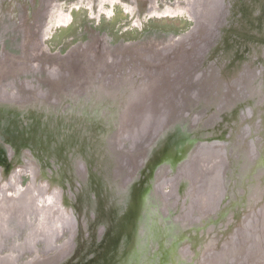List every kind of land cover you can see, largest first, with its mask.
<instances>
[{"label": "rangeland", "instance_id": "374dc122", "mask_svg": "<svg viewBox=\"0 0 264 264\" xmlns=\"http://www.w3.org/2000/svg\"><path fill=\"white\" fill-rule=\"evenodd\" d=\"M197 3L198 0H0V66L5 70L0 75V102L17 106V108L20 107L18 109L23 107V109L29 110L33 108L32 101L37 102L39 99L44 103L43 107L46 108V102L42 99L51 100V103L54 104L59 98V90L60 92H63L64 89L79 90L78 87L80 88V86H75L78 81L82 80L80 82L82 83L95 78L93 84L100 80L98 77L93 76L95 63L91 64L90 60L92 61V59H89L90 63H87L88 57L97 59V62L102 60L105 63H113L118 62L124 56L128 60L133 59L131 54L128 55L129 52L126 54L117 52L115 47L118 45L129 46L130 44H136L139 40H144V43L152 42L150 46L166 43L168 47L175 44V41L179 42L182 35L189 31L193 24L195 26L197 23L196 20L199 18L197 8L200 11V6ZM228 6L230 18L227 23L235 16L236 20L233 22V26L237 25L239 27L238 23L244 22V24L254 26L253 31H250L251 33L264 35V12H262L264 0H229ZM233 8L237 10L235 14ZM230 34L226 39L228 44L240 42L236 37V33ZM27 39H29V42H24ZM172 39L176 40L173 41ZM230 39H234V41ZM139 45L142 46L140 49L133 47V50L137 49V54L144 53L141 52L144 44ZM71 49L73 50L70 52V60L68 59L70 61L69 65L72 64L77 67L76 69L82 70L81 75L83 73L90 74L91 78L90 76H79L78 78L75 74H70L71 71L58 70L57 67L63 68V65H57L55 60L62 59ZM175 49L170 51L165 60L176 62V60H173V52L176 53ZM41 52L42 55H40ZM137 54L136 56H138ZM145 56L141 57L139 55L137 57L141 60L139 62L141 66L148 59V55L145 54ZM143 59L146 60L143 62ZM98 66L102 67L103 65L98 64ZM176 66L178 69V65ZM82 67H86L88 70L82 69ZM127 70L129 76L136 74L130 69V66ZM172 70L170 75L173 76L175 71ZM208 72L210 73L209 78H211L212 69H209ZM68 74H70L71 79H74V82L64 80ZM203 76L208 77L206 74L201 77ZM57 78L63 80L60 85L54 83ZM133 81L134 83L125 80L120 82V89L132 87V91L123 93V101H129L132 95L138 92L135 84H141L140 87L146 84L140 79ZM97 85L100 87H98L97 92H102L99 90L103 89L101 83L97 82L91 88ZM217 87L219 86H214V88ZM142 88L139 89V92ZM70 91L72 92V90ZM212 95L213 99L208 100L207 103L209 106L213 104V107H216L214 103L219 100L220 96L217 93L214 97L211 91V97ZM187 96L190 100H197L195 94L191 92H188ZM187 98L185 102H188ZM236 98L235 92L231 91L229 100L236 104ZM16 100L21 101L16 103ZM39 100L37 103L40 102ZM222 100L225 99L222 97ZM58 103V107L63 108L64 105ZM187 111H183V115L178 113L179 115L175 118L186 116ZM32 116L30 119H32ZM221 119L219 117L218 120L214 118L208 128L213 133L215 131L219 132L218 135L226 139L229 137H225L221 131L222 129L218 128L223 127L226 123L224 120V124H220ZM86 125H89V123L87 122ZM182 138L187 137L185 135ZM157 154H161L160 149H158ZM154 156L157 155L154 154ZM154 156L151 157L154 158ZM193 162L191 167L187 169V176L181 178L180 187H185L184 189L181 190L177 186L178 180L176 179L177 183L172 182V186L169 183L162 185L163 193L171 198L163 199L164 203H168L174 198L171 204L174 205L175 211L172 214L177 217V220H180L181 217L177 213L179 211L182 215L194 214L193 216H185L189 217V219H185V221L189 220V224H182L181 227L176 225L179 230L178 234L186 238L182 242L184 244L177 256L184 261L183 264H221L224 256L229 253L227 250L231 246L234 248L241 246L246 252L243 263L264 264V209L258 213L256 212V214L243 215L238 219L217 220L219 222L213 229L208 224L206 229L202 230L201 224L206 220L205 217L209 216L210 221H212L209 213L212 214V212L217 211L214 214L217 213L218 215L221 205L226 204L228 206L232 201L235 202L236 195L243 193L240 188L236 191V187L240 186L237 183L239 182L237 177L234 176L235 183L233 187L230 186L229 188L230 194L224 193V189L223 197L217 203L221 191L215 188L208 190L209 188L206 187V185L217 187L218 181L213 180L210 170L208 171L207 161L195 159ZM0 168V240H2V252H7L11 248L16 250V246L14 248L13 245H29L31 247H22L17 250L18 260L17 258L16 260L19 262H17L18 264H23L24 260L31 259L35 255L41 258L37 263L50 264L46 262H51L52 257L57 259V248L72 237L71 233L75 232L73 233L75 242L80 237L79 231L81 233L82 227H84L82 219H79V217L78 220L75 219L72 212L69 214L70 209H68L69 211L61 210L63 206L59 202L57 192H53L55 190L51 189V191L46 187H40V182L36 181H33L34 185H31L35 173L29 167L27 169L22 163L16 162L15 164L11 163L9 169L2 170L5 168L4 166ZM201 175L205 178L204 183L199 182L202 180ZM233 180L230 182L229 179L231 185ZM52 186H57V184L54 183ZM58 187L60 188L59 185ZM28 188L30 190H27ZM174 188H176V191H173ZM227 189L228 186L226 191ZM24 192L27 194L26 198H28V195L30 196L27 200L24 199V196L22 197ZM227 194L230 195V198ZM164 198L166 199V195ZM195 206L197 209H193ZM204 214L207 216H203ZM44 219L47 221L46 227L51 228L48 234L51 235L47 240L48 242H45L47 238L44 240L40 235H34L32 239H28L31 229L39 227ZM225 222L226 224H224ZM74 224L75 228L73 230ZM77 225L82 227L79 228ZM229 225H233V227L228 228L225 232L224 228ZM84 240L81 238L80 243L87 242ZM147 243L144 256H132L127 264H141L142 258H147L151 262L153 260L150 257H158L157 253L162 251L161 248L164 250L170 248V243H166L165 240L161 242V239H147ZM77 245L78 243L62 259L70 256ZM232 256L231 253L226 260L232 259ZM240 259L237 261H240ZM159 263L161 261L156 260L151 264ZM6 264L14 263L6 262Z\"/></svg>", "mask_w": 264, "mask_h": 264}, {"label": "bare ground", "instance_id": "6f19581e", "mask_svg": "<svg viewBox=\"0 0 264 264\" xmlns=\"http://www.w3.org/2000/svg\"><path fill=\"white\" fill-rule=\"evenodd\" d=\"M198 4L200 6V11H198L197 8L199 18L196 20L197 23L191 29L188 36L180 39L179 42L175 41L176 39H172L175 41V44L168 47L166 43L157 45L153 44V54H151L152 52L150 51H145L144 53L139 54L141 57L145 56V54L148 55L145 66H147V69L150 68V72H136V74H132V76H129V74L126 75V78L124 79L126 82L134 83L133 80L140 79L143 80L144 83L146 82V84L141 86L143 88L140 92L139 89L141 88V84H135V86L138 87V92L132 95V98L129 101H122L123 104H120L121 108H119V114L121 111H127L126 113L123 112L122 116L105 112V117L99 115L98 120H94L90 119L88 115H85V119L89 118L87 121L88 123L90 122L89 125L85 126L84 123H81L68 125L66 127L64 126L65 128L59 129L58 126H60L61 121H63L61 119L62 117H60L62 115L60 109L57 110L59 115L58 119L54 114L49 116L51 119L56 118L57 121L45 120V122H42L41 115H47L46 113L42 114L43 111L41 110L43 108L41 107V104L32 105L33 108L25 110L23 107L18 109L20 107L17 108V106L0 102V152H5L3 157L0 154V167H6L11 163L15 164L16 162L24 164L26 161V164H29L32 167L31 171H34L35 173L32 181L40 182L39 184L42 185H52L55 183L57 186H60V188H57V186H51L49 190L52 189L55 190L53 192H57L59 202L63 206L61 210L65 211L66 204L69 208V202L64 194H66L67 197L69 196V187H65L66 180L63 175L65 174L64 166L68 169V163L73 162V164L75 163L77 166L78 173L81 174L84 172L85 158L90 162V159L97 157V155H107L109 169L111 171L113 168L115 174L123 172V167L125 165L129 166L132 161H135L138 168L141 163V156L139 155L144 157L149 150L148 146L152 142L150 136L153 134L154 128L156 126L159 127L162 121L167 118V113L164 112L165 105H163L164 107L159 106V100L168 102L169 99H171V96H173V92H176V94H180V96L178 95L180 99L178 98L175 112L170 113L172 114L170 121L173 120V123L177 121L178 125L169 138L177 139V151L173 152V149H171V152L166 156V162L168 163L169 168L173 171L179 169L178 167L182 160L176 164H173V160L178 154L182 153L183 155L191 154L197 160L203 159L207 161L209 167L208 171L210 170L209 172L211 173L213 180L218 181L217 187L205 185L209 188H207L208 190L215 188L216 190L221 191L217 203H219L220 198L223 197L224 189V193H229L230 186L233 187V185L228 184V176L232 173L239 181L237 183L240 187H236V191L240 188L243 195H237L238 197H236L232 207L229 206V208H231L229 211L234 212L239 208L240 211L242 209H251L253 205V199H251L253 191L250 185L253 183L254 187H257L258 190L264 192V120L261 118L260 121L259 115H256L252 121L253 123L251 121L248 123L247 120V125H244V119H242L240 115V127L236 130L238 120L233 114H229L224 117L226 123L221 130L226 134L230 133L231 129H233V136L228 139V145L227 143L224 145L222 143L220 144V142H206L205 140L208 139L204 137L208 138V136L217 135L208 128L211 121L214 120L211 112H217L216 107L219 108L221 106L220 103L217 104L218 101H224L222 100V97L225 100L229 99L231 91L235 92L237 103L233 108H229V110L231 109L230 111L238 110V108H240L242 112H245V106H251L255 101H259L262 95L264 104V81L262 82L261 87H256L257 78L260 74L264 80V35L255 34V32L251 33L250 31H253L252 29L254 26L244 24V22L238 23L236 21L240 26H233V22L236 20L235 16L231 19L233 21L230 20L227 23V20L230 18V12H228L229 0H198L197 5ZM232 10L234 14L237 11L234 8ZM262 12H264V8H262ZM240 32H242L241 35L239 34ZM230 33H236V37L240 42L228 44L226 39L231 35ZM230 40L234 41V39ZM140 47L142 46L138 45L134 48L140 49ZM137 49H135V51ZM172 49L176 50V53L173 52V56L175 57H173V60H176V62L165 60V57L170 54ZM126 50L130 52L131 48H125L124 51ZM176 65H178V69ZM169 68L171 69L169 70ZM172 69L175 71V75L173 76L170 75ZM209 69H212L213 72H211V78H209ZM203 74L208 75V77H201ZM147 75L151 76L146 78L145 76ZM244 79L247 82H244ZM148 83L149 85H147ZM217 84H220L217 88H222L221 93L218 94V96H220L219 100L214 103L216 107H213V104L209 106L207 101L213 99V95L211 97V91ZM240 85L244 88L241 89ZM98 87V85L93 87L94 91H97ZM129 88L130 89L127 91H132V87L129 86ZM251 88H255L254 96V91L252 92ZM107 89L105 92H108ZM188 92L195 94L197 100H190L187 96ZM102 95L103 92H97L94 97H96L97 100ZM182 96L183 99L181 101ZM244 97H246V100L238 103L239 99ZM186 98L188 102H185ZM181 106L183 110L180 108ZM260 107L264 110L263 105ZM37 109L40 110L38 111ZM180 110H182V112L188 110V114L184 117L181 116L175 118L179 115L178 113L183 115ZM229 110H227V112ZM137 113L143 115V123L139 118H132V114L137 116ZM108 114L110 116L106 117ZM170 114L168 116H170ZM31 116L32 119H30ZM80 117L83 116L80 115ZM50 121L55 123L57 128L48 125ZM121 121L124 125L131 124L135 125L136 128L135 131H132L133 142H131L130 151L124 146L120 148L116 145L117 130ZM145 121L146 124H144ZM141 123L142 126H144L145 131L147 127H150V130L143 133V130H140L142 127L140 125ZM252 125L253 127L251 128ZM137 126L140 127L137 128ZM246 127L248 130L246 132L247 134L244 132ZM185 135L187 138H182ZM249 144L251 145V148H249ZM15 145L16 148H14ZM133 145H136L137 147L139 146V149H135L137 147ZM22 159L25 161H22ZM184 159H186V157ZM193 160L187 166V169L194 163ZM132 171L133 170H129L130 173H132ZM200 178H202V180L199 182L204 183L205 178L202 175ZM224 179H227L226 183ZM181 181V178L178 179V183L176 182L177 186L180 187ZM67 185H69L68 182ZM227 186L228 189L226 191ZM180 189L182 190L183 188L180 187ZM229 194L227 195L230 196ZM165 195L166 199L164 200H167L168 195L166 193ZM255 196L256 198H259L258 195ZM262 196L263 195H261V197ZM173 200L164 203L162 195H160L158 190L153 191L149 195L151 205L157 203V207L154 208L155 212L158 213L156 217L162 216V218H165L163 221H166V223L169 224V227H166L165 229V233L167 235V240L170 241L169 246L171 247V250L175 246L178 248L179 242L186 239L183 235L178 234L179 231L176 227V222H178V220L173 222L175 219L172 214V212L175 211L174 205L172 206L171 204ZM188 207L190 206L188 205ZM193 209H197V207L195 206ZM219 211L218 215L217 213L214 214L217 211L212 212V214L209 213L214 219V221H208L209 223H217L224 217V215L231 213H226V206L219 209ZM70 213L71 211L69 214ZM193 215L194 214L189 215L188 213L186 215L183 214L180 217L179 222L189 224V220L185 221V219H189V217L185 216ZM234 215L237 218H240L241 216L240 214ZM203 216L207 215L204 214ZM156 219L158 220V218ZM158 222H161V220ZM208 222L205 220L203 223L204 225L201 226L204 227L208 225ZM224 224H226V222ZM195 226L197 225L195 224ZM213 227H215V224L211 225L212 229ZM229 227L224 228V231L227 232ZM74 228L75 224L73 230ZM158 229L159 228L156 226L154 227V225L149 226L146 229L147 238L144 244L141 242L142 240L139 242L137 251L140 250L141 253L144 252L146 249L145 246L148 244L147 239H156L155 236L160 230ZM205 229L206 228H202L203 231ZM73 233H71L72 237L68 241L73 238ZM57 249L56 255L61 257L68 251L69 246L60 244ZM171 250L167 251L165 249L164 251H159L157 253L158 257L153 256L150 258L154 262L160 260L161 263L159 264H170L165 259L168 257L167 254L170 253ZM227 251H229V253L224 256L221 264H246L243 263L246 255L243 247L239 246L234 248L231 246ZM231 253L233 254L232 259L226 260ZM142 256H144V253ZM173 256L177 255L174 254ZM53 258L54 257L51 259L53 260ZM238 259H240V261H237ZM148 263H150L149 259L142 258L141 264ZM172 264H183V261H181V258L179 257V260L174 259Z\"/></svg>", "mask_w": 264, "mask_h": 264}, {"label": "water", "instance_id": "95a60500", "mask_svg": "<svg viewBox=\"0 0 264 264\" xmlns=\"http://www.w3.org/2000/svg\"><path fill=\"white\" fill-rule=\"evenodd\" d=\"M192 27L189 31L182 35V38L189 35ZM241 33L242 32H240L239 34L241 35ZM102 81L108 82L110 81V79H105ZM116 81H113V83ZM263 81V77L260 74L257 78L256 87H261ZM254 89L255 88H251L252 92L254 91ZM127 90L128 88H126V91ZM221 91L222 88L212 89L214 96H216L217 93H221ZM16 101V103H18L21 100ZM219 103L221 106L219 107L220 109L216 107L217 112L220 111L221 113V110L225 111H222L221 115L220 113L212 111L211 113L213 119L218 117L221 118L222 114L231 113L238 120L236 130L240 127V115L241 118L244 119V125H247V120L248 123L250 121L252 122L256 115H259L260 121L261 118L262 120H264V110L260 107L261 105L264 106L263 95L259 101H255L251 106H245V112H242L240 108H238V110L230 111L231 109L229 110V108H233L234 106H236V104L229 99L218 101L217 104ZM227 110L229 111L227 112ZM170 120L171 118L167 117L159 127L156 126L154 128L153 134L150 136V138H152V145L150 144L148 146L149 150L144 157L142 155H139L141 156V163L138 168L135 164V161H132L129 166L125 165L123 167V172H121L120 174H115L113 168L111 171L109 169V166L107 164V155H97V157L90 159V162L85 158L84 172L81 174L78 173L77 166L75 165V163L73 164V162L68 163V169H66V166H64L65 174L63 175L64 179L66 180H64L66 184L65 187H69V196L67 197L66 194L64 195L69 202V208L74 218L77 220L78 217L79 219H82V224L84 223V227L77 225V227L79 228L82 227V231L81 233L79 231L80 237H76V242L73 236L70 241L62 243L63 245L69 246L68 251L71 250L76 243H78L79 246L77 245V248H75L74 252H72L70 256L66 257L65 259H62L68 252L67 251L58 260L55 259V261L51 262L50 264H58L57 262L59 261V264H127L130 261V257H137L138 255L140 256L145 252L144 251L143 253H141L140 250L137 251L138 244L141 240V242H143L144 244L147 238L146 229L149 226L153 225L154 227L156 226L160 229H158L159 231L156 234L155 238L161 239V242L165 240L166 243H170V241L167 240V235L165 233V229L166 227H169V224L166 223V221H163V219L165 220V218H162V216L156 217L158 213L155 212L154 208L157 207V203H153L151 205V201H149V195L153 191L158 190L160 192V195H162V198L165 199L162 185L169 183L172 186V182H176L178 178L180 179L182 177H186L188 172L187 168L185 167H187L192 162V160L195 159V157H193L191 154H178V156L174 158L173 164H176L177 162L182 160L178 167L179 169L177 171H173L169 168L168 163L166 162V156L171 152V149H173V152L177 151V139H171L169 138V136L174 133L178 125L177 121L173 123V120ZM144 124H146V121L144 122ZM252 127L253 125L251 126V128ZM132 128L133 127L131 126V124L124 125L122 124V121L119 123L116 135L117 147L121 148L124 146L130 151L131 142H133V136L131 133ZM218 128L222 129V127ZM247 131L248 130L246 127V129L244 130L245 134H247ZM215 133L218 134L219 132L215 131ZM224 136H227L229 138L232 137L233 130L231 129V133H226L224 134ZM204 138L208 139L205 140L206 142H220V144L222 143L223 145L225 143H227L228 145L229 142V138L220 140L218 137H214V135L208 136V138ZM249 146V148H251L250 144ZM158 149L161 150L160 155L157 154ZM154 154L157 156H154ZM151 156H154V158H152ZM185 157L186 159H184ZM129 170H133L132 173H130ZM181 174L182 176H180ZM233 177L234 176H232V174L228 176L230 182L233 180ZM67 182L69 185H67ZM226 182L227 179L225 180V183ZM230 182L228 181V184H230ZM234 182L232 184L233 186ZM250 186L253 191L252 195L254 196H251V199H253L252 208L245 210L242 209L241 211L239 208L237 211L232 212L229 211L231 209L229 208V206L232 207L234 201H232L228 206L224 204L222 207L226 206V213H231H229L228 215H224V217L222 218L223 220L220 219V221H225L228 218L238 219L234 214H240L241 218L243 215H248L250 213L256 214V212L258 213L262 209H264V192L258 190L257 187H254L253 183ZM173 191H176V188H174ZM255 195H258L259 198H256ZM261 195L263 196L261 197ZM228 197L230 198V196ZM235 197L238 196L236 195ZM69 208L65 206L66 210H68ZM178 215L182 216V213L179 212ZM255 216L259 217L257 215ZM156 218H158V220ZM204 219H206V221L208 222L211 218L207 216ZM159 220H161V222H158ZM176 220L177 217H175L173 222H176ZM179 221L180 220L176 222V225L181 227L184 223H180ZM212 221H214L213 217ZM203 223L201 225H204ZM209 224H215V226H217L218 222H210ZM206 227L207 225L204 227L202 226V228ZM230 227L232 228L233 225ZM81 238L85 239L87 242L80 243ZM88 241L89 244L87 245ZM183 241L184 240L179 242L178 248H176L175 246L171 250L170 247L169 250H171V252L167 254L168 257H166L165 259L168 263L172 264L174 259L179 260V256L173 255H177V253L179 254L181 247L184 244L182 243ZM163 247L165 246L163 245ZM161 250L164 251L163 248H161ZM152 262L153 261L148 264H151Z\"/></svg>", "mask_w": 264, "mask_h": 264}, {"label": "flooded vegetation", "instance_id": "af4514ba", "mask_svg": "<svg viewBox=\"0 0 264 264\" xmlns=\"http://www.w3.org/2000/svg\"><path fill=\"white\" fill-rule=\"evenodd\" d=\"M24 42H29V39H27V41H24ZM144 42H145L144 40H139V41L136 42V44H130L129 46H127V45H121V46L118 45V46L115 47V50L117 52H120V53L123 52V54L128 53L127 50L124 51V49L126 47L131 48V51L130 52H132V53L129 52L128 55L131 54V57L133 59H130V60H128V58H126L124 56V58H121V59L119 58L120 60L118 62L105 63L102 60H99L97 62V59H95V58H90V57L87 58V60H88L87 63H90V62H91V64L95 63L94 66H93L94 69H95V71H93V76L94 77L95 76L98 77V79H100V80L97 81V82L98 83H101L102 84L101 86H103V89H99L100 91L103 92V95L100 96L97 100H96V97H94L95 94H97V91H94V88H91V86L93 84H96L97 83L96 82V83H93L92 84L93 81L95 82V78L94 79L93 78L90 79L92 77L90 74L86 75L85 73H83L81 75L80 73L82 72V70L76 69L77 67H75L72 64L69 65L70 61H68V59L70 57V52L73 49H71L67 55H64L62 57V59L59 58V61L58 60H55L57 62V65H59V64H62L63 65L62 66L63 68L57 67L58 70L61 69V70H64V71L65 70L66 71H71L70 74H75L78 78H79V76L80 77L90 76V78H89L90 80H88L90 83H88V81H85V82L80 83L82 81L81 80V81H78L77 84L75 85V86H80V88L78 87L79 90H75V89H64L65 92H64V90H63V92H60V90H59L58 91L59 98H58L57 102H55L54 104L51 103V100H48L47 101L46 99L45 100L42 99L44 102H46L45 103V107L47 106L46 108L43 107V104L44 103L38 99L40 101L39 103L41 104V107L43 108L41 110V111H43L42 114L43 113H46V115H47V116L41 115V119H42L41 121L42 122L43 121L45 122V120H54V121H57L56 118L57 119L59 118L58 117L59 115H58V112H57L58 109H60V111L62 112V115L60 117H62L61 119L63 120V121H61L60 126H58L59 129H62V128H65L68 125H74V124L84 123V125H85L86 122L89 120V118L90 119H94V120H98L99 115H103L104 116L105 112L110 113V114H113L114 113L117 116H122L123 115V112L126 113L127 111L124 110V111H121L120 114H119V110H120L119 108H121L120 104L121 105L123 104L122 103L123 100L121 98L122 95H123L122 93L128 92V91H126V88H128V89H130V88L129 87H126V88L120 89L121 88L120 87V82H122V80H124L126 78V75L129 74V71L128 70L126 71V69L128 68V66H130V69L133 72H150V68L147 69V66H145L144 60H142L144 62L143 63L144 65L142 64V66H141V64H139V62L141 60L139 58H137V57L139 56L140 53H138L137 54L138 56H136V51L135 50H132L133 47H136V45L144 44L143 45V49L141 50V52L150 51V52H152L151 54H153V51H152L153 45L150 46L152 42H149V43H147V42L144 43ZM72 54H74V53H72ZM40 55H42V52L40 53ZM89 59H92V61L90 60V62H89ZM96 63H98L100 65L102 64L103 66L102 67L101 66H98V64L96 66ZM86 67H87V65H86ZM86 67H82V69H87L88 70V68H86ZM21 68H22V66H21ZM170 69L171 68H169V70ZM4 71L5 70L2 68V66H0V75H1V72L3 73ZM91 71H92V69H91ZM70 74H68V76H66V79L64 78V80H66V81L69 80L71 82H74V79H71L69 77ZM59 77H61V76H59ZM101 79L102 80L110 79V81H108V82H105L104 81L103 82ZM113 81H116V82L113 83ZM62 82H63V80H61L60 78H57L54 81V83L59 84V85ZM218 85L220 86V84H217V86ZM243 88L244 87L241 86V89H243ZM106 89L108 90V92H105ZM70 90H72V92ZM248 94H250V93H248ZM178 95L180 96V94H178V93L176 94V92H173V96H171V99H169L168 102H165L164 100L163 101L162 100H159V106L165 105L164 112L167 113V117H169V118L172 115L170 113H173L176 110L178 98L180 99V97H178ZM254 95H255V89H254L253 96ZM246 96H247V94H246ZM182 99H183V96L181 98V101H182ZM38 100H37V102H38ZM245 100H246V97H244L242 99H239L238 103L243 102ZM58 101H59V103H58ZM37 102L32 101V104L31 105H38L39 103H37ZM57 103L64 105L63 108L62 107H58ZM218 112H220V111H218ZM221 113H222V111H221ZM221 113H220V115H221ZM52 114L56 115L55 116L56 118H52V119L49 118V116H52ZM169 114H170V116H168ZM80 115L83 116V117H80ZM85 115H88L89 118L88 119H85L84 118ZM226 115L227 114H222V117H221L222 119L219 121L220 124H224V117ZM109 116L110 115L108 114L106 117H109ZM132 118H134V119H138L139 118V120L142 123L144 121L143 115H139L138 113H137V116H135L134 114H132ZM217 120H218V118H217ZM142 123L140 124L141 126H142ZM89 124H90V122H89ZM48 125L57 128V125L55 123L51 122V121L49 122ZM131 126L133 127L132 128V131H135L134 125H131ZM139 127L137 126V128H139ZM140 130H143L142 132L145 133V132H147V131L150 130V127H147L146 128V131H145L144 126H142L140 128ZM87 131H88V129H87ZM214 137H218L220 140H224L225 139L223 136L218 135V134L217 135H214ZM133 146L137 147L136 145H133ZM14 148H16V145H15ZM135 149H139V146L137 148H135ZM2 152H3V154H2ZM2 152H0V154L3 157L5 155V152L4 151H2ZM23 161H25V160H23ZM23 165H25V167L27 169H28V167H29V169H32L31 166H27L28 164H26V161H25V163ZM9 166H10V164L7 165L2 170L6 169V168L9 169ZM185 168H187V167H185ZM2 173H3V171H2ZM32 184L34 185V183H31V185ZM51 186L52 185H44V184L42 185V184H40V187H46L48 189H50ZM27 190H30V188H28ZM25 194H26L25 192L22 193V197L24 196V199L27 200L28 198H30L29 195H28V198H26L27 197V194L26 195ZM46 223H47V221H46V219H44L42 221V223L39 224L40 225L39 227L32 228L31 231L29 232L28 239H32L34 237V235H37V236L40 235L41 237L44 238V240L47 238L46 241H45L47 243L48 242L47 240L50 238L49 236H51V235H48L51 228L50 227L47 228L46 227ZM15 246H16V250H13L12 248H11L12 249L11 250L9 248L10 249L9 251L2 252V240H0V264H6V262H13L14 264H16L18 262L17 261L18 260V258H17V250H20L22 247H25V248L31 247L29 245L24 246V245H21V244L20 245L19 244L18 245H13L14 248H15ZM16 258H17V260H16ZM59 258L60 257L57 256V260ZM39 260H41V258H39V257H37L35 255L31 259L24 260L23 264H32V263H35L36 264ZM52 261H55V260L53 259ZM59 262H57V263L59 264Z\"/></svg>", "mask_w": 264, "mask_h": 264}]
</instances>
